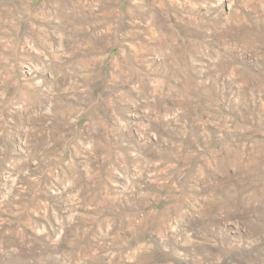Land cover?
I'll return each instance as SVG.
<instances>
[{"label": "rangeland", "instance_id": "1", "mask_svg": "<svg viewBox=\"0 0 264 264\" xmlns=\"http://www.w3.org/2000/svg\"><path fill=\"white\" fill-rule=\"evenodd\" d=\"M0 264H264V0H0Z\"/></svg>", "mask_w": 264, "mask_h": 264}]
</instances>
